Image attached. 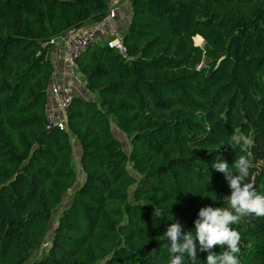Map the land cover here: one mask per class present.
<instances>
[{
  "label": "trees",
  "instance_id": "1",
  "mask_svg": "<svg viewBox=\"0 0 264 264\" xmlns=\"http://www.w3.org/2000/svg\"><path fill=\"white\" fill-rule=\"evenodd\" d=\"M127 1L125 54L101 41L75 61L91 98L75 95L59 131L50 41L109 0H0V264H170L167 226L226 206L220 159L236 174L247 156L243 180L264 193V0ZM232 227L240 264H264V217Z\"/></svg>",
  "mask_w": 264,
  "mask_h": 264
},
{
  "label": "clouds",
  "instance_id": "2",
  "mask_svg": "<svg viewBox=\"0 0 264 264\" xmlns=\"http://www.w3.org/2000/svg\"><path fill=\"white\" fill-rule=\"evenodd\" d=\"M238 140L249 143L246 136H240ZM233 164L236 174L229 171L226 160L211 164L213 169L223 173L231 190L230 195L224 196L225 207L203 206L192 230L182 231L183 225L173 222L163 232L169 242L170 264H186L185 254L195 260L198 250L206 253V264H240V233L232 225L249 215L264 217V193L257 192L251 182L243 180L249 175L251 166L247 156L241 155ZM214 246H222L224 250L217 252Z\"/></svg>",
  "mask_w": 264,
  "mask_h": 264
},
{
  "label": "built area",
  "instance_id": "3",
  "mask_svg": "<svg viewBox=\"0 0 264 264\" xmlns=\"http://www.w3.org/2000/svg\"><path fill=\"white\" fill-rule=\"evenodd\" d=\"M114 0H109V9L103 20L86 29H70L56 43L53 40L50 44H62L64 47L63 62L68 67L67 78L61 85L51 83L48 90L50 102L54 106V111L49 112L46 117V128H54L59 131L65 130L66 109L72 102L75 94L73 92V82L76 79L75 61L92 45L99 44L102 40L109 48L117 50L120 54H125V47L122 43L121 33L112 26L115 17ZM106 29H109L105 33ZM105 35L106 38H100Z\"/></svg>",
  "mask_w": 264,
  "mask_h": 264
},
{
  "label": "crops",
  "instance_id": "4",
  "mask_svg": "<svg viewBox=\"0 0 264 264\" xmlns=\"http://www.w3.org/2000/svg\"><path fill=\"white\" fill-rule=\"evenodd\" d=\"M114 10H115V17L112 20V26L115 27L116 30H118L120 33H122L131 18V9H130V4L129 2H127V0H125L124 2H122V0H114ZM109 29H106L105 33L108 32ZM100 38H106L105 35H100ZM103 41V40H102ZM64 54V47L62 44H59L55 49H54V54H53V62L55 64V73H54V80L58 82L59 84L63 83L65 81L66 75H65V71L63 70V63H62V56ZM55 61L57 62V64L55 63ZM76 72V81L77 83L74 86V94L76 96H80L83 98H91V96L89 95V93L87 92V90L84 87V81L82 76L77 72ZM49 112H53L54 111V106L53 104L50 102L49 105Z\"/></svg>",
  "mask_w": 264,
  "mask_h": 264
},
{
  "label": "rangeland",
  "instance_id": "5",
  "mask_svg": "<svg viewBox=\"0 0 264 264\" xmlns=\"http://www.w3.org/2000/svg\"><path fill=\"white\" fill-rule=\"evenodd\" d=\"M125 0H122V2H124ZM128 2V1H127ZM59 44H56L55 45V47L54 48H56L57 46H58ZM198 46H203V41L202 42H198ZM53 54H54V50H53V53H52V58H53ZM64 55V54H63ZM54 59V58H53ZM62 60H63V56H62ZM55 63L57 64V62L55 61ZM62 63H63V70L65 71V75H66V78H67V72H68V67L64 64V62L62 61ZM76 71V70H75ZM75 74H76V72H75ZM65 78V79H66ZM54 83L55 84H57V85H61V84H59L58 82H56V81H54ZM77 83V81H76V79H74V82H73V92L75 91V89H74V86H75V84ZM85 87V86H84ZM113 134L115 135V137H117L119 140H120V142H121V144H122V147L124 148V149H128V146H127V141H126V138L124 137V135H122L121 133H119V132H117L116 130H113ZM74 151H75V156H74V162H75V165H76V167H77V165H78V159H79V156H80V150H79V146L75 143L74 145ZM83 178H84V175L83 174H81L80 175V178H79V180H78V182H77V184H80V183H82V181H83ZM76 184V185H77ZM69 199V194L68 195H66V197H65V200H66V202H67V200ZM55 214V213H54ZM56 220L53 218V220H51L50 222H49V224H48V230H49V232L51 231V229H52V227L53 226H55L56 224ZM50 235V234H49ZM48 245V240L46 239L45 241H44V243H43V247H46Z\"/></svg>",
  "mask_w": 264,
  "mask_h": 264
}]
</instances>
